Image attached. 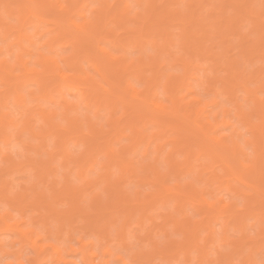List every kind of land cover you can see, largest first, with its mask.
Returning <instances> with one entry per match:
<instances>
[{
  "label": "bare ground",
  "instance_id": "bare-ground-1",
  "mask_svg": "<svg viewBox=\"0 0 264 264\" xmlns=\"http://www.w3.org/2000/svg\"><path fill=\"white\" fill-rule=\"evenodd\" d=\"M135 1L137 2V7L140 6L144 10L132 9L133 6L131 7V3L129 4L127 0H101L100 3L98 1L97 7L92 8L90 6L91 0H0V40L2 41V44H0V154L3 149L2 145H4L7 152L3 157V163L0 164V182H9L5 177L6 174L14 171H24L27 168L37 170L40 178L39 182H58L56 178L52 180L48 178L56 170L53 163L57 153L61 154L64 165L77 163L80 176H85V169L87 167L93 168L94 164L97 163V154L103 151L110 158V162L105 163L103 166L107 170L104 180L108 182L107 187L111 190L110 194L112 197L115 196L113 191L117 192V200L115 197V201H113L114 199L111 200L112 197L110 196L109 200L111 201L108 200L105 203L99 194L95 195L91 204L95 213L90 215L84 210L85 207L80 206L81 200L83 201L81 197L83 192L74 188L73 185L72 188L70 184L68 185V191H70L74 200L73 209L60 214L47 201L45 195L42 194L43 192H37L34 195V198L39 203L48 202L46 206L55 213V219L60 224L58 233H56L58 237H62V231L65 226L71 225L77 217L84 218L83 220L86 224L97 228L101 227V224L99 225L101 219L107 218L108 215H112L113 211L115 212V210L119 209L117 212H121L125 218L121 228L118 229V235L119 238L125 241L126 229L137 211H140V220L143 227L145 220L152 219L148 213L149 210L152 208L153 210L157 209L159 207L158 204L167 205L172 198L175 213L169 214L165 218L164 225H166L165 223L168 222L167 219L169 218L174 229L183 232L187 237V241L181 246L175 245V248H169V243L174 244L173 239L166 240L167 243L161 246L158 241L151 240V236H149L150 242L148 244H151L153 251L145 254L143 259L153 260V258L160 257L161 259L168 258L171 261L172 258L173 260L177 259L175 255L184 252L187 255L185 261L188 262L190 260L188 251L193 247L199 251L198 260L213 258L234 262L235 258L238 257L243 258L245 261L242 260L246 264H259V260L256 258L257 252H261L264 248V239L261 238L260 231L261 189L257 185H252V183L257 184V182L260 183L264 179L261 173L259 129L253 122L260 117L261 83L257 85L255 80L261 82L262 71L259 67V69H256L259 71L257 75L259 80L255 79L256 75L251 73V71L250 75H248V80L245 81L242 78L244 71H240L243 67H239V64H241L240 59L230 53L234 45L233 43H228L231 40H229V34H226L228 38L224 35L229 31V33L238 36L240 40L238 44L242 45L240 49H242L244 58H247L248 55L251 56L255 51L261 52L260 54L264 53V46H262L260 38L261 18L259 7L255 3L256 0H215V5L212 6L213 8L211 7L212 12H209L214 13L215 10H218L219 14L216 15L218 18L214 15V18L209 16V14L207 15L212 17V19L210 18L211 21L209 20L210 26H205L208 23L203 21L205 17L200 14L206 4L205 2H209L208 0H192L185 12H181L179 8L168 6L166 2L159 4V0ZM173 1L171 0L170 2ZM93 2H97V0ZM2 3H5V5L3 6ZM61 4L68 6L62 8L59 6ZM94 4L96 5V3ZM143 4H146L145 7ZM228 10L231 11L229 12ZM90 16L93 20V25L83 30L78 25L88 20ZM166 19L171 22L178 21L181 24V40L188 50L190 49L189 51L196 52L195 55L198 56V60L201 59L200 56L203 55L204 57L206 53L210 61H213L214 65L216 64V68L221 71L219 73L217 70L218 74L214 76L204 75V77L208 76V79L203 78L208 83V86H204L205 81L202 79L204 87L202 88L201 86L200 89L202 88L205 92L199 89L201 93H197L198 89L193 88L194 86H191L192 83L188 80L190 76L195 74L192 73L191 75L193 68L198 66H195L194 59L192 61L188 59L191 54L189 51V55L187 54L188 58L184 54L180 55L181 52L175 55L177 58L171 59L174 62L176 60L175 65L179 69L182 68L183 75L175 74L172 71L170 73L166 72L169 66L168 61L162 60L161 56L158 55L159 53H156L158 55L156 57H149V55L148 58H150L151 62L148 64L144 61L145 57L142 56L140 58L137 56V58L135 57L136 59H131V56L129 58V44H135L141 52L142 49L139 47L144 46L146 41L150 42L154 47L158 46L159 41L156 36L164 33L165 25L163 21ZM244 21H248L251 24L253 36H250L247 31L243 32L241 30L240 23ZM132 22H139L141 24L140 28L137 27L136 30L131 28ZM41 26L46 27L45 34L48 37L44 44L49 47L48 51L35 46L34 36L39 33V27ZM30 27L36 29L33 34L29 32ZM120 28L125 29L127 36H122L118 32ZM153 28H157V31H153ZM209 30L211 32L215 31L214 34L216 32L219 33L218 36L221 34L220 31L223 32L221 36H224V38L221 39L220 43L222 44L221 50H216L206 45L205 41L209 39V34L211 33ZM166 37L170 38L171 36L166 35ZM129 38L131 40L127 42L126 40ZM172 38L165 39L167 41L170 40L172 43L174 40ZM211 43L214 44V42ZM65 44H73L74 46H69L71 50L69 48L67 52H58L60 48L63 49ZM95 51L98 56L96 59L94 58ZM101 54L108 59L101 60ZM82 58L84 61L89 62L90 67L86 68L87 70L82 65V62H84L83 60L81 62ZM108 60L109 62L106 63ZM145 66L151 68L152 75L147 79L144 78L145 82H143L144 80H141V78ZM194 70L196 69L194 68ZM126 71H130L131 75L135 73L136 76L131 77H137V81L133 79L136 82H124L123 79L125 78L121 77L120 74ZM181 71H177V73H181ZM255 73L257 74L258 72L255 71ZM112 75L120 76V78L110 82L109 79L111 80ZM163 78H165L164 84L162 82ZM252 83L257 86H252ZM197 84L201 85V82L195 83V87H199ZM130 85H137L142 88V91H138L130 87ZM34 86L35 88H33ZM218 87L222 91L223 96L238 108L242 103H248L251 106L252 119L249 118L248 114L243 113L242 110L234 112V115L231 116L232 113H228L223 103H216L215 106L209 103L207 108H205V100L215 94ZM99 88L103 90V93L99 92L101 90ZM160 88L163 90V92L161 91L163 95L159 91ZM183 90H186L188 94L190 93L189 95L192 93H197V95L192 94L194 96L188 97L189 101H183ZM66 91L76 93L78 102L84 103L85 107L93 112L92 116L87 115L86 118L87 132L83 127L84 121L82 117L75 114L78 111V104L66 98ZM121 92L129 93L136 100L135 103H138L130 105L128 98L126 97V99ZM180 92H182L181 97H179ZM159 93L169 105L168 108H157V104L161 99ZM56 95L60 97L59 100L64 106L61 114L66 121L65 125L56 119L58 116L56 111L42 108V100L53 102ZM189 102L191 105H189ZM11 104L14 105L15 110H12ZM34 104H37L38 108H40L36 114L32 110ZM119 105L127 108V111L131 110L130 115L127 116L128 118L130 117L128 119L130 125L122 124V119L113 118ZM209 107L211 109L214 107L212 109L213 112ZM103 108L107 109V116L110 118L107 130L97 128L93 119V117L96 119L101 118ZM134 113H138V116L140 113L142 116L140 118L137 116L138 118H136L133 115ZM233 118L241 119L244 126L249 127L256 137L254 144L256 160L254 166L247 169L243 167V162L247 160V153L241 148L240 140L234 136L223 135L224 131L230 129V121ZM36 122L41 123L39 129L36 126ZM150 125L154 126V128L152 127L154 130L151 128V132L148 130ZM128 127L133 132L131 143L129 146H125L121 153L116 152L113 142L119 141L123 137H128L126 133ZM221 128L223 132L221 131L222 133L218 134ZM52 137L55 139V150L48 148L49 140ZM71 140H81L80 142H84L88 146L87 152L83 153L82 158H74L69 148ZM15 142L23 147L22 157L18 161L9 151V146ZM168 144H173V148L166 158L171 168L167 172V178L165 179L162 176L158 162L159 154L165 150ZM151 145H154L155 151L158 153L154 158L155 163L145 167L143 176L136 174L135 167L124 169L121 180L118 183L116 182L115 185L112 180V165L118 163L122 166L125 161L133 164V159L128 158L127 153L129 151L135 153L141 146H145L144 154L147 155ZM56 147L58 148L57 150ZM195 147H197L198 151L195 150ZM32 150L38 152L41 155L40 158L33 156L31 154ZM43 152L48 155L47 160H42ZM178 153L184 157V163L182 162V164L176 159V154ZM203 159L207 162L204 161L205 163H203L201 161ZM196 162H198V165ZM200 171L204 174L206 173L207 176L210 175L208 177L210 181L218 182L219 185L216 189L219 191L216 190L215 194L214 190L212 191L214 197L219 196L226 202L222 192L227 190L229 193L228 198L233 196L244 198L246 201L245 207H224L223 203L219 206H210L200 198L199 190L191 182L187 183V186L184 185L186 186L185 188L181 184H176V190H171V186L168 184L171 173L179 176L183 175V173L196 175L199 172L200 174L198 173L199 175H197L199 177H195L198 180H202L203 173L201 174ZM64 180L65 182H71L69 176H65ZM135 180L138 182H152L156 190L154 189V191L146 195L139 190L136 193V198L133 199L128 195L123 185L125 182ZM85 182H89L91 187L94 186L92 182L97 181L85 180ZM233 182L238 183L239 186ZM7 189L8 185L4 184L1 190L2 195L7 194ZM28 197L29 195H20L21 203L27 201ZM55 197L56 200H59V194H56ZM117 206L118 208H116ZM188 206L196 208L201 216L195 224L188 213ZM113 208L116 209L114 210ZM116 217L108 219L111 223L114 222V226L117 223ZM10 218H12L10 211L6 210L0 214V230L1 224H3L4 229L16 231L22 243L31 244L37 248L38 261L43 252L45 253L51 249L57 254V257L62 255L59 262L64 264L75 262L63 256L65 248L60 244L48 243V247H45V244L40 245L37 242V237L41 239L42 236L39 233L35 236L37 232L34 228L20 227L25 222L24 220H15L10 223L7 221ZM250 220H254L253 224L256 226L255 231L253 230L255 232L254 236L249 232L251 230L248 225L252 224ZM219 222L220 231L223 232L225 249L223 251L219 249L216 239V234L219 230L217 231L215 224ZM249 222L251 223L249 224ZM231 229L237 232L236 236L238 238L230 237ZM102 230H104V235L107 236L109 230L106 228ZM202 231L206 233L202 235ZM150 233H154V230ZM80 242L83 262L88 264L98 254L96 252L87 254L86 247L88 244L85 245L82 238ZM92 243L90 242L89 244ZM53 244L55 246H52ZM178 247L180 248L178 249ZM217 247V255L211 257L209 255L210 251ZM58 248L59 251L57 250ZM69 248L70 252L75 250L72 245ZM0 249L5 253L8 252L4 249L2 243H0ZM175 249L177 250L175 251ZM110 254V249L104 252L105 258L99 260V264H109L110 259H106V256ZM98 262L95 263L98 264ZM6 264H12V262ZM18 264L26 263L24 260H19Z\"/></svg>",
  "mask_w": 264,
  "mask_h": 264
},
{
  "label": "rangeland",
  "instance_id": "rangeland-1",
  "mask_svg": "<svg viewBox=\"0 0 264 264\" xmlns=\"http://www.w3.org/2000/svg\"><path fill=\"white\" fill-rule=\"evenodd\" d=\"M93 1H96V0H91V3H90L91 8L95 5V4L93 5V3H96V5H97L98 1H99V3L101 2V0H97V2H93ZM127 1H128L129 4L131 3L130 4L131 7L133 6L132 9H136V10L137 9H142V10H144L140 6L137 7V2L135 0H127ZM170 1L171 0H159V4H162L163 2H166L168 4V6L174 7L176 9L179 8V10L181 12H183V11L185 12V10H187V7H189V4H190V2L192 0H174L173 2H170ZM197 1H201V0H197ZM208 1L209 2H207V1L205 2L206 4L203 7V9L201 10L202 12L200 11L201 12L200 14H202L203 17H205L203 21L205 23L206 22L208 23L207 25H205V23L202 21L205 26H208V25L210 26V24H211L210 23V21H211L210 18L212 19V17L214 18V16L219 14L217 12L218 10H215V12L213 10L214 13H210V12H212L211 11V9L213 8L212 6L215 5L214 2H216V1L215 0H212V2H210L211 0H208ZM256 1H255L256 6L259 7L258 5L260 4L259 3L260 0H256ZM218 3H219V1H218ZM2 5L4 6L5 3H2ZM145 5L146 4H143L144 7H145ZM208 9H210V10H208ZM229 9H231V7H229ZM3 10H4V8H3ZM208 14H209V16H212V17L207 16ZM216 18H218V16H216ZM163 22H164V25H165L164 26L165 27L164 33H166V34L163 35L164 33H162V34H158L156 36V39L159 41L158 42V46L159 45L160 46L159 47L156 46V47H158V48H156L150 42L146 41V43L144 44L145 47L144 46H140L139 47L140 49H142V52H141V50L138 49V46H136L135 44H133V45L129 44V46H128V47H130L129 48V52L130 53L128 54L129 58L131 56L132 57L131 59H136L137 56L139 58H140V56H142V57L146 58V59L144 58V61L148 64L149 62H151L150 58H148V56L150 55L149 57H154V56L156 57V55L159 53L158 55L161 56L162 60H164L166 62L168 61V65L169 66L167 67V71L166 72L170 73L172 71L175 74L183 75L182 68H180V69L177 68V65H175L176 60H175V62L172 61V60L174 58H177L175 55L176 54H180L181 52L182 53L180 55L184 54L186 56H187V54L189 55V53H191L189 55V58H188V56H187V58L189 60H191V61L193 59L195 60L194 64H196L195 66H197V65L198 66L194 67V68L197 71L199 70L200 72L199 71L197 72L193 68V70L191 71V75H192V73L193 74L195 73V74H194V76H190V78L188 80H190L189 82L192 83L191 86H194L193 88H195V89L197 88L198 89L197 93H199V92L201 93V91H204V90H202V88L204 87L202 85V82L205 81L204 80L205 78L208 79V76L204 77V75L209 74V71H211V73H213V71H214L215 74L213 73V76L218 74L217 73L218 69L216 68V64L214 65V62L210 61V58L207 57L206 53H205L204 57L202 55V56H200L201 59L199 57L200 60H198V56L195 55L196 52H191V51H189L190 49L188 50V48L186 47L184 42L181 40L182 26H181V24H179L178 21H175L176 22L175 23V22H171L170 20L166 19ZM138 23L137 22H132L131 23V28H134L135 30H136L137 27L140 28L141 24L140 23L138 24ZM243 23H240L241 24V30H243V32H246L245 29H247V33H250V36H253L252 35L253 32H252V29H251L252 28L251 24H249L248 21H246L244 23V25H243ZM155 29L153 28L152 30L153 31H157V28H155ZM45 30H46V27L45 28L43 26L39 27V33L36 36H34V41H35V46L36 47H40L42 50L48 51L49 47L44 44V42L47 40V37H48V35L45 34ZM35 31H36V29L34 27H30L29 28V32L31 34H33ZM118 32L122 36L123 35L127 36V34H126L127 32L125 33V29L124 28L118 29ZM220 32H221V34H220V36H221L223 34V32L222 31H220ZM214 33H215V31L214 32L212 31L209 34V39H208V36H207L208 40L205 41V43H207L206 44L207 46H211V48H215L216 50H221L222 49V44H220V43H221V39H223L224 36L220 37V36H218L219 33H217V32H216V34H214ZM226 34L227 35L229 34V40L231 39L228 43H233V45H234V47H232L233 49L231 48L230 53L232 55H234L236 58L240 59L241 64H239V67H241V68L243 67V69H240V71H244L245 72L246 70H248L247 68H251L252 72L251 71L250 72L253 73L254 75H256L255 79H258L257 75L259 74V71H257L256 69H259V68L261 69V67H260L261 66V60H262V57H264V55H263L264 53L260 54L261 52L255 51V53L252 52L253 54L251 56L248 55L247 58H244L242 56V54H243L242 53V49H240L241 48L240 46H242V45L238 44L240 42L238 36H236L233 33H229V31L227 33H225L224 35L227 36ZM166 35H168L169 37L171 36L170 38L173 37L172 39H174L173 42H175V43H173V42L171 43L170 40L167 41L170 38H167ZM163 37H165L167 40L165 38H163ZM131 38H133V37H131ZM131 38H129L126 41L129 42L131 40ZM226 38H228V36ZM234 38L235 39L237 38L238 40L237 39L235 40ZM211 42H214L215 45L213 43H211ZM168 43H171V44H168ZM0 44H2L1 40H0ZM172 44H173V46H172ZM134 45H135V49H134ZM237 45H238V47H237ZM69 46L73 47L74 45L73 44H67V45L65 44L63 49L60 48L58 52H67V49L69 50V48H70ZM136 47H137V49H136ZM218 48H220V49H218ZM70 50H71V48H70ZM188 51H189V53H188ZM140 54H142V55H140ZM192 54H194V55H192ZM94 55H95L94 56L95 59L98 58V56L96 54V51L94 52ZM101 55H102V58H100L101 60L108 59V58H104L103 54H101ZM163 55H164V59H163ZM180 55H177V56H180ZM190 56H191V58H190ZM206 57H207V59H206ZM147 59H149V60L147 61ZM244 59H246V60H244ZM82 60H83V58L81 59V62H82ZM139 60H138V62H140ZM204 60H205V62H204ZM108 62H109V60L106 61V63H108ZM209 62H210V65H209ZM82 65L84 66L85 69L86 68L88 69L90 67L89 66V62H87V61L82 62ZM179 65L181 66V64H179ZM173 67H175V68H173ZM244 67H245V69H244ZM168 68H169V70H168ZM172 68L174 69V71H173ZM253 68H255V69L252 70ZM215 69H216V71H215ZM177 71H179V72L181 71L182 74L181 73H177ZM219 71L220 70H218V72ZM255 71L258 72V73L256 74ZM250 72H249L248 75H250ZM151 73H152L151 68L150 67L147 68V66H145L144 73H143V76H142L141 80H144L143 82H145L144 78L147 79V78H149V76L151 77V75H152ZM121 74H120V76L125 78V79H123L124 82H126V81H134V80L137 81V77H131V76H136L135 73H134L135 75L134 74L131 75L132 73H130V71H126V72H123L122 75ZM116 76L117 75H112V77L110 76L111 80L109 79V81L112 82V81H115V79H119L120 78V76H118V77H116ZM131 78H132V80H131ZM202 79H203V81H201ZM163 80H162V82L164 84L165 78H163ZM136 81H134V82H136ZM197 82L198 83L201 82V85L197 84V85H199V87L198 86L195 87L196 86L195 83H197ZM255 83H257V85H258L261 82H257V80H255ZM255 83L254 84L252 83V86L253 85H254V87L257 86ZM201 86H202V88L200 89ZM33 88H35V86ZM99 89H101V88H99ZM102 91H103L102 89L99 90L100 93H103ZM159 91H160L161 95H163L162 94L163 90H161V88L159 89ZM182 92L184 94L183 95V98H184L183 101L184 100L189 101L188 97L191 98L192 94H194V93H192L191 95H189L190 93L188 94V92L186 90H183ZM182 92L179 93V97H181ZM160 93H159V97L161 96ZM197 93L194 94V95H197ZM65 94H66V98L69 101L76 102L78 104V106H79L78 107V111L75 114H77V116H79V117H82L84 122L87 121L86 120L87 115H91V116L93 115V112L89 111L85 107L84 103H79L78 102V95L76 93L70 92V91H66ZM121 94H123V96L125 98L126 97L128 98V99L127 98L126 99L129 101L130 105H134V104L138 103V102L135 103L136 100H134L133 97L129 93L121 92ZM124 94H127V95H124ZM239 94H240V92H239ZM161 98H162V96H161ZM59 99H60V97L58 95H56L55 96V101H53V102H50V101L45 102L44 100H42V108L45 109V110H54V111H56L58 113V116L56 117V119L59 120L60 122L63 121L64 125H65L66 121L62 118V114H61L64 106L62 105L61 100H59ZM186 101H185V104L187 105ZM189 105H191V103ZM11 108H12V110H15L13 104H11ZM212 109H211V111H212ZM32 110H33V113L36 114L40 110V108H38L37 104H34ZM130 111L131 110L127 111V108H124L122 105H119V108L114 113L113 118L117 119V120L118 119H120V120L122 119V122H123L122 124L130 125L129 124V120H128L130 117L129 118L127 117L128 115H130L129 114ZM233 113L231 114V116L234 115ZM101 114H102L101 118L108 117L107 116V109L103 108L102 111H101ZM133 115L136 118H138V117L140 118L142 116L140 113H139V116H138V113H134ZM234 119L235 118H233V120ZM40 125H41V123L36 122V126H37L38 129H39ZM150 126H149L148 130L151 132L152 129L154 128V126L153 125H150ZM108 128H109V126H108ZM221 131L223 132L222 128L219 130L218 134L222 133ZM126 133H127L128 137H123L119 141L113 142L114 147L116 149H119V151H118L119 153L122 152V149L125 148V146H129L130 143H131V137L133 136L132 129L130 127H128L126 129ZM171 135H172V137H174L173 134H171ZM80 141L81 140H79V141L71 140L69 142L70 150L71 151H72V149H77L78 150V149H80L82 147L83 148V153H86L87 149H88V146L85 145L84 142H80ZM55 145H56L55 144V139H54V137H52L49 140L48 148L51 149V150H55ZM172 145L173 144H168L165 147V150L161 154H159L160 158H159L158 165H159L161 170L163 168H166L167 172L170 171L171 166L168 164V161H167L166 158H167V155L170 153V151L173 148ZM14 146H15V150H16L17 155H19L20 158H21L22 157V152H23V147L20 144L16 143V142L12 143L9 146L10 154L13 155ZM144 147L145 146H141L139 148V150L137 152H135V153H132L131 151H129L127 153V157L130 158V159H133L134 162L149 161L150 163L145 165V167H147V166H150V165L155 163V159L154 158L158 155V153L155 151L154 145H151L150 148H149L148 154L145 155L144 154ZM2 148H3L2 149V153L0 154V164L3 163V157L7 153L6 149L4 148V145H2ZM21 149H22V151H21ZM57 149L58 148L56 147V150ZM195 150H197V147H195ZM31 154L33 156H37L39 158L41 156L40 154H38V152H36L34 150L31 151ZM45 155L47 156L46 159L44 158ZM13 156H14V158L17 161L20 160V159H17L15 155H13ZM105 157H108L106 152H103V151L99 152L97 154V163L94 164L93 168L87 167L85 169V171H84L85 176H80L79 171H78L79 167H78L77 163H74V164L66 166V164L64 165L62 163L61 154L57 153L56 154V158H55L54 163H53V165L55 166L56 170L54 171L53 174L49 175L48 178H49V180H52L53 178H56L58 182H39V179H40L38 177L39 173L37 172L36 169H33V168H27L24 171H14V172H11L9 174H6L5 177L9 180V182H0V208L7 209V211L11 212L12 218L8 219L7 221L12 223L15 220H17V221H23L24 220L25 222L23 224H21L20 227H22V228H24V227H32V228H34L35 231L37 232V233H35V236H37L38 233L42 236V238L39 241L40 245H44V244L46 245L48 243L60 244L63 248H65L64 251H63V256L72 259V261L73 260L75 261L72 264H75V263L76 264H85L83 262V252L81 250V242H80V240H77V236L78 235H81V238L83 240L87 239L89 237H94L96 241L100 242L101 246H103L105 242H107V244H109V245H112L113 244V240H115L116 241L115 247H110L109 249L111 251V254L109 256H106V259H110V261H112L113 259L119 257V252L116 251V249H118L121 246L125 247V248L129 247L128 239H129L130 236L132 238L136 239V240L141 241L142 243H145V244H148L150 242V239H148L149 236H151V240H156L158 242L160 241V239H163L165 241L168 240V239H173L174 240V244L173 243L172 244L169 243V248L170 247L175 248V245L176 246L177 245L181 246L182 244H184L187 241V237L185 236V234L183 232L176 231L174 229V226H173L172 222L169 220V218L167 219L168 222L165 223L166 225H164L165 218H167L169 216V214L174 213L172 211V208L174 206V201L172 200V198L170 199L171 201H169L167 203V205L158 204L159 207L157 209L153 210V208H152V209L149 210L148 213L151 215L152 219L151 220H145V222H144L145 224L143 226L144 228L142 227L141 220H140V211H137V213L133 217L130 225L126 229V233L127 234H126L125 241L122 240L121 238H119V235H118V229L121 228L122 223H123L124 218H125L121 212H117V210L119 211V209L115 210L116 208H118V206L115 209L113 208L115 210V212L113 211L112 215L110 214V215L107 216V218L100 220L99 225L101 224L100 225L101 227L94 228V227H92V225L86 224V222H84V220H83L84 218L77 217L75 219V221L71 223V225L68 224V225L65 226V229L62 231V237H58L56 235V233H58L60 224L55 219L56 215L53 212V210L50 209L46 205L48 204V202H50L54 206L56 212L60 213V214H64V213H66L68 211H71L73 209L74 200L71 197L70 191H68L69 190L68 189L69 188L68 185L71 184V187H72L73 184H72V182H65V180H64L65 176H69L70 180H72V177L75 176V177H78L79 180L81 181V183L79 184L78 187H74V186L73 187L78 189V190H80L81 192H83V193H81V194H83V196H81L83 201L81 200L80 206L85 207L84 210L87 211L88 214L91 215V214L95 213V210L92 208V205H91L95 195L99 194L102 197L103 202H105V203L108 202V200H109V198L111 196V194H110L111 190L107 187L108 182H106L104 180V176L107 173V170L105 168H102V169H100V171L98 173V169L100 168L101 161ZM41 158H42V160H47L48 159V155L43 152ZM176 159L179 160V162L182 164L184 157H183V155L178 153V154H176ZM201 161H203V163L207 162L204 159L201 160ZM198 162H196L197 165H198ZM201 164H202V162H201ZM115 167H121V166L118 163H114L112 165V168H115ZM144 173H145V171H144ZM198 173L199 172H197L196 175H194V174L192 175V173L191 174L183 173V175L181 174L179 176H177L175 173H171L170 174V181L168 182V184L170 186H172L173 182H175V185L176 184H181L183 186V188H185L187 186V183H185V181L188 180L189 178H192V177H195V176L199 177L197 175H199L200 173L199 174ZM202 173L203 172H201V174ZM205 174L203 173V175H204V176L202 175L203 179L202 180H198V181L201 184H208L212 188V191L214 190L213 192L215 194V191L217 190L216 188L218 187L219 184H218V182H212L213 180L210 181L208 179V177H210V175L207 176V174L206 175ZM85 180H92V181H97V182H92L94 184V186L90 187L89 186V182H85ZM177 181H180V182H177ZM208 181H210V182H208ZM233 183H236V182H233ZM261 183L262 182H260V183L257 182V184L252 183V185H254V186L257 185L261 189ZM4 184L8 185V188H10L13 184L21 185V187L26 192L30 193V195L28 197V200L23 202V203H21L20 195H17L16 197H9L7 194L6 195H2L3 193H1V190H2ZM114 184L116 185V183H114ZM114 184H113V186H115ZM129 185L137 186L139 188V190L142 191L141 193L145 194V195L147 193H150V192L154 191V189L156 188L155 186H153L152 182H138L137 180H135V181H132V182L128 181V182L124 183L123 187L126 190V192H128V186ZM184 185H186V186H184ZM236 185L239 186L238 183H236ZM46 190H51L53 192V196L49 197ZM7 191H8V189H7ZM217 191H219V190H217ZM252 191H254V190H252ZM37 192H43L42 194L45 195V198L47 199L48 202L39 203L38 200L36 201V199L34 198V195L37 194ZM113 192L115 193L114 197L117 200V198H116L117 192H115V191H113ZM84 193H85V196H84ZM56 194H59V200L55 199L56 198L55 197ZM222 194L224 195L225 198L229 197V193L227 192V190H223ZM114 197H112L111 200L114 199ZM115 199L113 201H115ZM111 200H109V201H111ZM256 205H257V203H256ZM256 205H254V206H256ZM187 210H188V213L190 214L191 218L193 216H198L199 218L201 217L199 215V213L197 212L196 208L194 209L191 206H188ZM111 212H109V213H111ZM108 217H110V218H108ZM112 217L113 218L114 217L117 218L116 219L117 223H116L115 226L113 225L114 222L111 223L110 220H108V219H112ZM250 221H252V220H250ZM253 221H252V224H253ZM250 223L251 222H249V224ZM252 224L248 225V228L251 230V231H249V229H248V231L251 232V233H253L255 231V228H256V226L254 224L253 225ZM215 226L217 228V231L219 230L218 232H220V229H221L220 222L216 223ZM103 228H106V229L109 230L107 236L104 235V232H103L104 230H102ZM152 230H154V233H150V232H152ZM203 233L205 234L206 232L202 231V235H203ZM236 233L237 232H235L234 229H231L230 230V237L233 236L232 238L236 239V237H237ZM44 236L48 237L47 241L44 239ZM174 237H181V238L180 239H174ZM74 242L78 246L75 247L74 251L70 252L71 250H70L69 246L72 245ZM0 243H2L4 245V249H6L8 251L7 253H5V252H3V250L0 249V264H6L8 262H12V264H18L19 260H24L26 264H34V263H37V264H64L62 262H59L62 255L57 257V254L54 251H52L51 249L47 250L45 253L43 252L42 256L40 257V260L38 261L37 260L38 259V256H37V251L38 250H37V248L33 247L31 244L22 243L20 241V236L17 234V232L14 231V230L4 229L3 228V224H1V230H0ZM218 247L216 248L217 251H218ZM169 248H168V251H169ZM179 248L180 247H178V249ZM86 250H87V254H91L93 252L94 253L96 252L98 254V256L97 257L94 256L92 258L91 262L88 263V264H96L95 262H98L99 260L105 258L104 252H98L96 244L94 242L92 244H88L87 247H86ZM176 250L177 249H175V251ZM262 251L261 252L260 251L257 252L258 255L256 256V258H258V260H259L258 262H260L261 259H264V248H263ZM188 253H189V258H190L189 261L198 260L199 259V251L196 250L195 248L192 247L188 251ZM186 256L187 255L184 252H180L177 255H175V257H177V259L173 260V258H172L171 261H169L168 258L161 259L160 257L153 258V260H162V261L167 262V264H175V262H177V261H185ZM138 258L143 259V256L142 257H138ZM242 259L243 258L236 257L234 261H243L244 259L243 260Z\"/></svg>",
  "mask_w": 264,
  "mask_h": 264
},
{
  "label": "snow or ice",
  "instance_id": "snow-or-ice-1",
  "mask_svg": "<svg viewBox=\"0 0 264 264\" xmlns=\"http://www.w3.org/2000/svg\"><path fill=\"white\" fill-rule=\"evenodd\" d=\"M60 7H67L68 5L61 4ZM93 7H97V5H94ZM259 15L261 18V44L264 46V0H260L259 5ZM93 25V20L91 16L88 20L83 21L79 27H81L83 30H86L87 28L91 27ZM247 31V29H245ZM107 51V50H106ZM251 71V68H248L247 71L243 73L242 78L245 79V81L248 80V73ZM261 87H260V117L257 120H254L253 122L258 126L259 129V136H260V159H261V173L262 178H264V57H262L261 60ZM209 76H212V73L208 74ZM205 87L208 86V83L205 82ZM130 87L137 89L138 91H142V88L137 85H130ZM209 103L212 104V106H215L216 103H223L224 108L228 111L229 114L236 112V111H243V113L248 114L249 118L251 117V106L244 102L241 104V106L238 108L235 104L230 103L226 97L223 96L222 91L217 88V92L210 96L207 100L204 102V107L207 108ZM169 105L165 102V99L162 97L157 104V108H168ZM95 120L97 128L101 130H107L109 126V117H104L100 119ZM62 124H64L63 121H61ZM84 130L87 132V122L85 121L83 123ZM224 136H234L236 139L240 140L241 148L247 153V160L243 162V167L245 169L254 166V162L256 160V151L254 148V144L256 141V137L253 133V131L249 127H245L242 123L241 119H234L230 121V129L223 132ZM242 138V139H241ZM7 147V145H6ZM22 151V149H21ZM116 152L119 151V149L115 150ZM72 154L74 158L79 159L83 156V148L80 149H72ZM13 155L16 156L17 159H20V156L17 155L15 146L13 150ZM45 159L47 156L45 155ZM110 162L109 157H105L102 159L100 168L98 169V173L100 169L103 168L105 163ZM150 163L149 161L144 162H134L133 164H130L129 162H123L121 167H115L111 169L112 172V180L114 183L119 182L122 178L124 169L128 167H135L136 174L138 176H143L145 171V165ZM162 176L166 179L167 178V169L163 168L161 170ZM74 187H78L81 181L78 177L73 176L71 180ZM194 183L199 190V196L200 198L205 201L210 206H219L223 203L224 207L233 206V207H245L246 201L242 197H236L233 196L231 198H225L226 202L222 200L221 197L216 196L214 197L212 195V188L208 184H201L196 177L189 178L185 181V183ZM171 190L175 191V182H173V185L171 186ZM49 197L53 196V192L51 190H46ZM139 191V188L137 186H128V195L135 199L136 193ZM7 195L9 197H16L17 195H30V193L26 192L21 185L19 184H13L10 188H8ZM260 231H261V238L264 239V179H262L261 183V191H260ZM7 209L0 208V214L3 213V211H6ZM172 211L175 213V206H173ZM193 223L199 221L198 216H193ZM252 235H255V232L252 233ZM181 237H174V239H180ZM39 237H37V242H39ZM44 239L47 241L48 237L44 236ZM81 239V235L77 236V240ZM217 243L219 245V249L221 251L224 249V241H223V232L220 231L216 234ZM90 242H94L96 244L98 252H107L110 247H115L116 241L113 240V244L109 245L107 242L104 243L103 246H101L99 241H96L94 237H89L87 239H84V244L87 245ZM161 246H164L167 241L160 239L159 241ZM129 247H119L116 249V251L119 252V257L113 259L109 262V264H167V262L162 260H151V259H141L138 257H142L147 253H150L153 251V248L151 244H145L142 243L139 240H136L132 238L131 236L128 239ZM49 245L46 244L45 247H48ZM52 246H55L54 244ZM78 245L74 242L72 244V247L75 248ZM59 251V248L57 249ZM210 256L215 257L217 255V249L213 248L210 253ZM99 264V262H98ZM175 264H245L244 261H222L217 259H204V260H192V261H177ZM259 264H264V259H261Z\"/></svg>",
  "mask_w": 264,
  "mask_h": 264
}]
</instances>
